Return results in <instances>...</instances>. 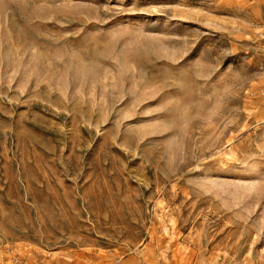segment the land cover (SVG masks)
<instances>
[{
  "label": "rangeland",
  "instance_id": "obj_1",
  "mask_svg": "<svg viewBox=\"0 0 264 264\" xmlns=\"http://www.w3.org/2000/svg\"><path fill=\"white\" fill-rule=\"evenodd\" d=\"M0 264H264V0H0Z\"/></svg>",
  "mask_w": 264,
  "mask_h": 264
},
{
  "label": "built area",
  "instance_id": "obj_2",
  "mask_svg": "<svg viewBox=\"0 0 264 264\" xmlns=\"http://www.w3.org/2000/svg\"><path fill=\"white\" fill-rule=\"evenodd\" d=\"M5 251L7 255L11 258V261L15 262L16 258L18 257L17 255V247L15 246L14 243H6L5 244Z\"/></svg>",
  "mask_w": 264,
  "mask_h": 264
}]
</instances>
